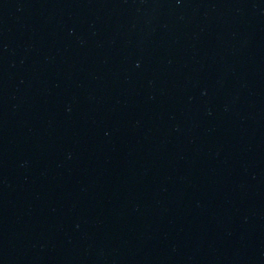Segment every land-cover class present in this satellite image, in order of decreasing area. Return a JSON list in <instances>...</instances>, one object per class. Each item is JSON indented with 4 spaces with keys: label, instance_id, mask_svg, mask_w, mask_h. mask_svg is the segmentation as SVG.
I'll return each instance as SVG.
<instances>
[{
    "label": "water",
    "instance_id": "water-1",
    "mask_svg": "<svg viewBox=\"0 0 264 264\" xmlns=\"http://www.w3.org/2000/svg\"><path fill=\"white\" fill-rule=\"evenodd\" d=\"M0 264H264V0H0Z\"/></svg>",
    "mask_w": 264,
    "mask_h": 264
}]
</instances>
